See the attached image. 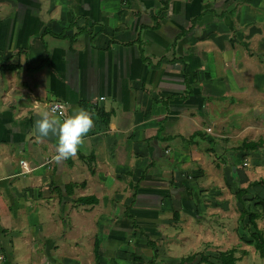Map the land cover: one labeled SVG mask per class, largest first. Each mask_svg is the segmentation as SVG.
<instances>
[{
	"label": "crops",
	"instance_id": "crops-1",
	"mask_svg": "<svg viewBox=\"0 0 264 264\" xmlns=\"http://www.w3.org/2000/svg\"><path fill=\"white\" fill-rule=\"evenodd\" d=\"M251 1L0 0V233L7 221L34 227L50 248L72 247L76 255L53 257L61 264H95L94 242L101 264H176L188 255L185 264H220L213 256L228 248L237 264L264 259L249 240L252 226L241 217L246 229L238 227L228 204L232 185L250 184L246 210L259 211L264 237L255 191L264 195V139L239 151L228 140L264 138L255 108L238 112L264 106V74L245 70L264 63V28L243 16ZM223 33L251 52L244 60L238 52L234 75L212 71V36ZM247 77L254 86L244 87ZM52 100L63 103V117L84 108L94 119L78 154L59 163L56 137L32 129L33 113L57 115L47 109ZM214 176L220 192L211 191ZM9 256L0 264H22Z\"/></svg>",
	"mask_w": 264,
	"mask_h": 264
},
{
	"label": "rangeland",
	"instance_id": "rangeland-1",
	"mask_svg": "<svg viewBox=\"0 0 264 264\" xmlns=\"http://www.w3.org/2000/svg\"><path fill=\"white\" fill-rule=\"evenodd\" d=\"M248 5L250 6V10L247 11V8H246V11H245L246 14L243 15L244 19L247 18L246 19L247 22H250L252 20L254 22L255 28H257L258 25H259L260 29L264 28V0H256V1L252 0L251 3ZM243 6L246 7V5H243ZM240 7H241V4H240ZM235 8H238V7L235 6ZM255 28L253 30H256ZM262 32L260 33V36H261L260 41L261 42L264 41V33H262ZM251 35H252V33H250L248 35L246 34V36H244V38L241 40H243V41L247 40V43H248L249 42L248 38L251 37ZM203 38H209L210 39V37H206V36H203ZM221 38L223 39V41L221 40ZM237 39L238 38L233 39L232 36L229 38L228 35H225L224 33L223 34H214L212 36V43H214L215 45L217 44L216 46L218 48V49L217 48L214 49V51H216L217 54H214L215 52H213L214 55H213V58L211 59V62H213V64H214V68L212 67L213 73H215V72H219L220 74L224 73V75L226 76L228 74L227 71H229L230 74L234 75V73L232 71L236 70L235 62L236 63L239 62L238 64H240V62H241L240 61V55L243 52H245L248 55H249V53L251 54V52L249 50H247L242 43H240V42L236 43ZM237 44H239V45H237ZM262 45L263 44H261V46ZM261 46H259V48H262ZM237 48L240 50L238 51ZM238 52H241V54ZM257 53H259L261 55V57H264V50H261V51L258 50ZM257 56H258V54H257ZM252 57H255V56H252ZM244 59H246L245 55H243V60ZM222 64L225 65L223 67L224 69H222V67H221ZM256 64L258 65L257 62H256ZM251 66L252 65H247L245 67L246 68L245 70H248L250 73H252L255 70H252L251 68L258 69L259 73L264 74V71H263L264 63H263V65H258V68L251 67ZM248 67H250V68H248ZM212 71L210 72V74L212 73ZM259 73H256V74L253 73L252 75L254 77H256L257 74H259ZM253 76L251 78H253ZM249 84L254 86V83L251 84V82L248 80V77H247V79H245V83H244L245 86L244 87H247ZM218 90L220 91L221 88L218 87V89H216V91H218ZM237 98L238 97H235V100ZM236 101H238V100H236ZM239 101H240V99H239ZM250 102H252V101H250ZM261 102L263 103V100H261ZM260 107H261L260 113L257 110V108H258L257 105H247L245 108H243V107L241 108V106H240V108L238 109V112L241 113L242 117L244 115H247V116L250 114L253 115L252 110L255 108L256 113H254V114H255V116H257V118H259V120L261 122V129H264V106H260ZM246 123L250 124L248 118H246ZM159 128L162 129V121H159V123H158V129ZM246 134H248V135H244L245 136L244 139H242L240 137V135L230 134V137L228 138V140H231V141H229V145L234 148V147L240 145L243 140H245V139L250 140V139H247L248 138L247 136H252V134L251 133H246ZM259 134H260V131L257 133V135L255 134V136L257 137ZM179 137H180L179 135H176L177 139ZM258 139L261 140L260 141V143H261L264 138L261 137V138L255 139V140H258ZM262 146H264V145H262ZM243 149H245V148H243ZM248 149H251V148H248ZM214 151L215 150H213L214 156L218 159V155L220 153L219 152L215 153ZM233 151H239V149H235ZM230 157H232V156L230 155ZM227 169H228V172L232 174V176L235 180L236 176L238 175L237 170L232 171V170H230L231 168L229 169L228 167H227ZM262 173L264 174V172H262ZM240 178L242 179V176ZM213 179H214L213 181H215V184H214L215 186L212 187L211 191L220 192V190H219L220 186L216 185V176H214ZM196 181L199 182V180H196ZM257 182L260 183L259 179L257 180ZM232 183H233V181H232ZM183 185H184V183H183ZM188 185L190 186L189 183H188ZM201 187H202V189L206 188V190H209L205 184H202ZM234 188H235L234 185H232V188L231 187L229 188L230 194H229V203L228 204L234 210V211H231L233 215H231L230 217H232L234 220H236L238 227L241 226V228L245 230L246 228H244V225L241 221L242 220L241 217H243L246 221H247V219H246V215L244 213L245 211L243 210L244 211L243 212L242 209L246 210V208L251 207V204H252L251 200L253 199L252 187L250 186V184L246 185V188L248 189V190H246L247 194H245L243 196L244 200H249L248 202L236 200V197L234 195L235 192H233ZM255 191H257L256 195H259V196L262 195L261 189H259L258 187H255ZM207 196H208V198L211 197L210 194H208ZM250 196H252V197H250ZM259 196H257V197H259ZM247 197H249V198H247ZM210 199H214V197H211ZM214 201L219 202L220 198L215 199ZM234 204H237L239 206H237V208H236V206ZM262 204H264V203H262ZM212 213L214 214V212H212ZM262 213L264 214V210H262L260 212V214H262ZM202 214L204 215V213H202ZM129 216L132 218L131 215H129ZM1 219L2 218L0 217V220ZM206 220L211 225H214L213 224L214 221H217L213 215L211 217L207 218ZM255 220H256V218H255ZM7 223H8V221L6 223H2L3 226H1V230L3 231V234L0 233V254H10L9 257H11V255H14V254L15 255L18 254V256H19V254H20L22 257V260H21L22 264H61L58 259H56V260H58L59 263H54V261L52 259H55V258H53V257L59 256L61 258L60 254H65V253H66V256L76 255V254H72V250L70 249V248H72L71 246H67V249H65V247L62 249L50 248L51 244H49L45 240L43 241L41 239V238H43L42 237L43 235H41L39 232L35 231L34 227L28 228L25 226H21V227L13 228V226H9V225H7ZM4 225H6V226H4ZM232 228L234 229V227H232ZM236 229H237V227H235V231H236ZM30 230L32 232L33 237H31ZM7 237H10V238H7ZM8 242H10L9 246H8ZM57 244H58L57 242L53 243L54 246H57ZM153 246L154 245H152V247H151L152 249L154 248ZM123 247H125V244H123ZM210 251L211 252L215 251V249H213V250L211 249ZM255 257L257 258V256H255ZM69 258H71V257H69ZM213 259L217 260L214 256H213ZM137 260L139 262H142V260L140 258L136 259L135 261H137ZM148 261L150 262V260H148ZM125 262L132 263V258L129 257V258L125 259ZM102 263L103 264H109L107 259L102 261ZM259 263L264 264V259L260 256L257 259V264H259ZM251 264H255V263H253V261H252Z\"/></svg>",
	"mask_w": 264,
	"mask_h": 264
},
{
	"label": "clouds",
	"instance_id": "clouds-1",
	"mask_svg": "<svg viewBox=\"0 0 264 264\" xmlns=\"http://www.w3.org/2000/svg\"><path fill=\"white\" fill-rule=\"evenodd\" d=\"M56 111L52 110L53 113ZM39 117L36 121L39 137L43 139L53 136L58 141L55 155L52 157L57 163L75 157L94 126L92 114L84 108L74 109L72 114L66 117H63L62 112L59 115L45 112Z\"/></svg>",
	"mask_w": 264,
	"mask_h": 264
},
{
	"label": "trees",
	"instance_id": "trees-1",
	"mask_svg": "<svg viewBox=\"0 0 264 264\" xmlns=\"http://www.w3.org/2000/svg\"><path fill=\"white\" fill-rule=\"evenodd\" d=\"M258 56H260L259 53H257ZM260 139L258 140H243L241 142L240 145L234 147V148H229L230 151H233L235 149H248V148H254L256 147L259 143H260ZM261 182H264V178L261 180ZM246 189L244 187H237V190L235 191V196L237 197L238 201L240 200L241 194H243V192ZM78 201H88V200H94L93 197L91 196H79L77 197ZM259 202L264 203V195L258 197ZM245 212H244V211ZM242 211L245 213L246 215V219L247 222L250 223V225L252 226V229L250 230L249 236L251 241H253L254 246L256 249H258L260 255L263 254L264 252V237L262 235V232L256 227L255 224V218L258 216V212L257 211H252V210H245L242 209ZM127 212V211H126ZM128 214V212L126 213ZM130 215V214H128ZM234 248H228L225 250H219L217 251V253L215 254V258L218 259V261L220 262V264H236L235 260H236V256L233 254ZM98 252H97V248L95 247V242H94V247H93V256H94V260H95V264H101L100 262H98ZM193 255H188L185 257L180 258V260L178 262H176V264H185L184 261H188L190 258H192ZM201 260H206V257L201 255Z\"/></svg>",
	"mask_w": 264,
	"mask_h": 264
},
{
	"label": "built area",
	"instance_id": "built-area-1",
	"mask_svg": "<svg viewBox=\"0 0 264 264\" xmlns=\"http://www.w3.org/2000/svg\"><path fill=\"white\" fill-rule=\"evenodd\" d=\"M47 109L52 112L53 109L57 110L55 113L57 115H59L61 112L63 113V116H64V105L63 103L60 101V100H52L48 103L47 105ZM207 130L209 129V127L206 128ZM19 163L20 165L24 168V169H27L26 168V164H25V161L24 160H19Z\"/></svg>",
	"mask_w": 264,
	"mask_h": 264
},
{
	"label": "water",
	"instance_id": "water-1",
	"mask_svg": "<svg viewBox=\"0 0 264 264\" xmlns=\"http://www.w3.org/2000/svg\"><path fill=\"white\" fill-rule=\"evenodd\" d=\"M39 116H40V114H37V113L32 114V129H33V133L37 136H39V132H38V130L36 131V121H38L40 119ZM49 137H52V136H49Z\"/></svg>",
	"mask_w": 264,
	"mask_h": 264
}]
</instances>
